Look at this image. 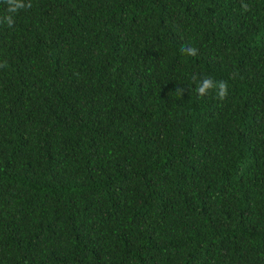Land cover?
Returning <instances> with one entry per match:
<instances>
[{
  "label": "trees",
  "instance_id": "obj_1",
  "mask_svg": "<svg viewBox=\"0 0 264 264\" xmlns=\"http://www.w3.org/2000/svg\"><path fill=\"white\" fill-rule=\"evenodd\" d=\"M23 2L0 0V264H264V0Z\"/></svg>",
  "mask_w": 264,
  "mask_h": 264
},
{
  "label": "clouds",
  "instance_id": "obj_2",
  "mask_svg": "<svg viewBox=\"0 0 264 264\" xmlns=\"http://www.w3.org/2000/svg\"><path fill=\"white\" fill-rule=\"evenodd\" d=\"M5 3L7 4V12L8 13H17L19 10L31 7V4H25L23 0H5ZM4 21L7 23L9 27L13 24V19L11 15H6L4 18ZM182 51H186L187 54L195 56L197 53V49L189 47L187 49H182ZM193 80H196V76H193ZM180 94L182 93V89H178ZM210 90L215 91V96L218 100L223 101L227 95H228V85L225 81H214L210 77L203 78L197 88L196 93L199 97L207 96L210 92Z\"/></svg>",
  "mask_w": 264,
  "mask_h": 264
}]
</instances>
